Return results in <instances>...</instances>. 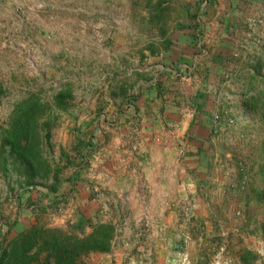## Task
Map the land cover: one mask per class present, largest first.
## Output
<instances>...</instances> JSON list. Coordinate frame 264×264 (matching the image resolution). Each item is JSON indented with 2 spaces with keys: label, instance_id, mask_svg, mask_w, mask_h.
Listing matches in <instances>:
<instances>
[{
  "label": "rangeland",
  "instance_id": "rangeland-1",
  "mask_svg": "<svg viewBox=\"0 0 264 264\" xmlns=\"http://www.w3.org/2000/svg\"><path fill=\"white\" fill-rule=\"evenodd\" d=\"M91 1L0 0V24L15 10L12 18L19 22L15 32H0V41L11 35L0 48V246L14 238L8 231L13 220L24 218L30 221L25 230L59 229L82 242L98 226H108L107 237L102 236L108 248L82 254L76 264H214L221 249V262L243 264L241 256L248 254L245 264H264V224L250 223L264 216V206L252 210V217L248 209L237 208L226 225L208 218V224L201 222L190 207L177 210L170 226L162 218L154 224L142 219L134 208L109 220L101 209L92 217L84 214L87 209L72 213L74 171L88 168V156L99 147V125L109 132L115 110L134 101L136 80L146 84L157 73L154 59L169 32L181 29L208 3L97 0L93 18ZM31 10L45 23L40 46L39 32L24 30ZM25 36H31L30 46ZM29 99L37 100L33 127L45 164L34 175L14 163L2 145L13 110ZM57 219L66 222L56 226Z\"/></svg>",
  "mask_w": 264,
  "mask_h": 264
},
{
  "label": "crops",
  "instance_id": "crops-1",
  "mask_svg": "<svg viewBox=\"0 0 264 264\" xmlns=\"http://www.w3.org/2000/svg\"><path fill=\"white\" fill-rule=\"evenodd\" d=\"M207 2L169 32L154 59L157 73L146 84L136 80L134 101L115 110L109 132L99 125L88 168L74 171V215L87 209L92 217L101 209L109 220L134 208L142 219L162 218L170 226L177 210L190 207L197 220L226 225L233 210L248 209L252 217L264 206V0ZM16 12L0 32L17 30ZM25 19V34L39 32L40 46L45 23L33 10ZM31 36L24 37L28 46ZM29 222L13 220L9 234ZM250 223L263 226L264 216Z\"/></svg>",
  "mask_w": 264,
  "mask_h": 264
},
{
  "label": "trees",
  "instance_id": "trees-1",
  "mask_svg": "<svg viewBox=\"0 0 264 264\" xmlns=\"http://www.w3.org/2000/svg\"><path fill=\"white\" fill-rule=\"evenodd\" d=\"M36 105L37 100L29 99L15 107L2 142L3 147H8L10 154L14 155V163L24 166L28 175H34V170H45L37 148L38 132L33 127ZM105 229L108 231L110 228L106 225L98 226L82 242L75 237L63 235L59 229L31 227L1 244L0 264H76L82 254L108 248V238H102ZM105 235L107 237L108 233ZM247 257L248 254L241 256L243 264L248 261Z\"/></svg>",
  "mask_w": 264,
  "mask_h": 264
},
{
  "label": "built area",
  "instance_id": "built-area-1",
  "mask_svg": "<svg viewBox=\"0 0 264 264\" xmlns=\"http://www.w3.org/2000/svg\"><path fill=\"white\" fill-rule=\"evenodd\" d=\"M222 251H223V249H221L220 253L216 257V260H215L214 264H229L230 263L229 259H226V260L221 262V253H222Z\"/></svg>",
  "mask_w": 264,
  "mask_h": 264
}]
</instances>
